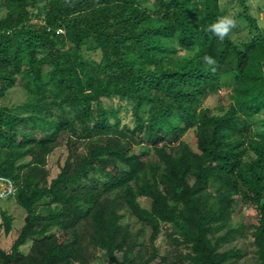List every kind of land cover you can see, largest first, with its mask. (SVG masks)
<instances>
[{"label": "trees", "instance_id": "16d2710c", "mask_svg": "<svg viewBox=\"0 0 264 264\" xmlns=\"http://www.w3.org/2000/svg\"><path fill=\"white\" fill-rule=\"evenodd\" d=\"M235 1L241 44L206 30L222 0H2L0 99L20 87L26 100L0 107V178L26 214L6 250L1 211L0 264H92L97 251L102 264H238L244 250L225 249L238 238L264 264V28ZM237 206L253 214L235 223Z\"/></svg>", "mask_w": 264, "mask_h": 264}, {"label": "rangeland", "instance_id": "374dc122", "mask_svg": "<svg viewBox=\"0 0 264 264\" xmlns=\"http://www.w3.org/2000/svg\"><path fill=\"white\" fill-rule=\"evenodd\" d=\"M143 4H147L149 1L153 0H141ZM44 2L40 1V5H43ZM149 4V3H148ZM222 10L226 13V16H231L236 21V26L230 30V37L233 41L238 44L245 42L249 39L250 35L247 29V25L245 19L241 17V13L243 9L238 5L235 0H222ZM249 13L258 19L259 25L264 28V0H249ZM6 15V8L3 5L2 0H0V19ZM95 58H99V55H95ZM26 100V93L20 87H15L10 89L4 97L0 99V107H15L22 104ZM106 106H113L117 103V100H105ZM209 106L214 107L218 103L216 101H210ZM184 141L191 145L194 149H197L195 142V131L190 130L184 137ZM148 143V141H145ZM68 156V150L63 145L56 149L53 155H51L49 159L48 167L51 170V178L56 177L59 173L61 166L64 164L66 158ZM3 186V185H2ZM144 207L149 208L150 202L149 200L143 198L141 199ZM7 211L10 215L14 217L13 230L9 235H5L3 230L1 231V244L6 249L9 250L13 241L18 235V232L24 225L25 211L20 208L15 199H0V224L2 222L1 211ZM253 214L252 210H249L246 207H236V216L234 218L235 223H239L243 220V218L251 217ZM249 219V218H248ZM125 222H129L132 226L133 231H137L141 228V224L137 222L134 218L128 216L125 219ZM148 231H146V235L143 240H148ZM251 238H238L230 245H226L225 249L230 247H238L244 250L246 253L245 258L239 261L238 264H254V253L253 248L250 245ZM157 247L160 250L161 254H165L169 250V245L166 239L165 229L161 233L160 237L157 240ZM30 248V243L25 245L21 250L24 253H27ZM93 256V255H92ZM92 264H102L106 262L105 254L103 252L97 251L95 252V257Z\"/></svg>", "mask_w": 264, "mask_h": 264}, {"label": "clouds", "instance_id": "9594fccd", "mask_svg": "<svg viewBox=\"0 0 264 264\" xmlns=\"http://www.w3.org/2000/svg\"><path fill=\"white\" fill-rule=\"evenodd\" d=\"M236 26V21L231 16L220 17L215 22L207 26V31L211 32L216 38L223 40L224 37ZM204 64L208 66L211 71L216 70L217 61L210 55L203 57Z\"/></svg>", "mask_w": 264, "mask_h": 264}, {"label": "built area", "instance_id": "2783aa9c", "mask_svg": "<svg viewBox=\"0 0 264 264\" xmlns=\"http://www.w3.org/2000/svg\"><path fill=\"white\" fill-rule=\"evenodd\" d=\"M3 185V186H2ZM16 194L13 183L5 178H0V199H6Z\"/></svg>", "mask_w": 264, "mask_h": 264}]
</instances>
